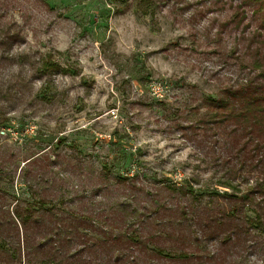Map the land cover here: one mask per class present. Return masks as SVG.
Returning a JSON list of instances; mask_svg holds the SVG:
<instances>
[{
  "label": "rangeland",
  "instance_id": "obj_1",
  "mask_svg": "<svg viewBox=\"0 0 264 264\" xmlns=\"http://www.w3.org/2000/svg\"><path fill=\"white\" fill-rule=\"evenodd\" d=\"M262 72L264 0H0V264L233 263L215 193L264 178Z\"/></svg>",
  "mask_w": 264,
  "mask_h": 264
},
{
  "label": "trees",
  "instance_id": "obj_2",
  "mask_svg": "<svg viewBox=\"0 0 264 264\" xmlns=\"http://www.w3.org/2000/svg\"><path fill=\"white\" fill-rule=\"evenodd\" d=\"M58 67L59 66L54 61L44 59L40 66L37 67V70L38 72H44L46 70L54 72ZM260 76L263 79L264 72H262ZM254 91H257V87L252 88V92ZM254 100L252 99V102H254ZM227 172L229 173V169H227ZM232 179L233 178L230 176L223 175L221 180L218 181V185L225 184L226 187H230L235 192H239L240 190H238L237 186H232V183H230ZM190 192L194 194L192 190H190ZM215 194L228 199L231 204L228 209H226L225 205H222L220 209V212H222L220 217L224 218L228 223V230L223 221L219 223V225L225 226V231L228 233L220 239L221 246H235V241L239 242L242 239L239 253L231 264H255L251 256L257 255L259 252L264 259V178L253 183L248 189L244 190L242 195L236 193ZM245 211H250L253 215L249 216ZM183 217L187 218L185 212L183 213ZM253 230L254 233L262 237L263 240L258 239V236L254 235ZM133 236V239H131L132 241L140 242L138 234H134ZM214 244L215 243H213L208 236H198V234H195V238L189 246L191 249L197 251V259L206 260L210 263L215 259ZM242 244L244 245L241 246ZM150 252L153 255H161L166 252V256L172 255V257L178 258L179 260H187L193 257V253L188 254V251L180 250V252L175 253L170 250L167 251L165 248L159 246L151 248Z\"/></svg>",
  "mask_w": 264,
  "mask_h": 264
}]
</instances>
